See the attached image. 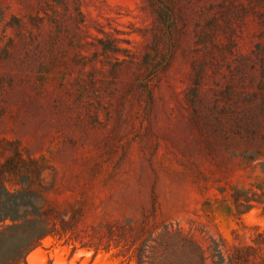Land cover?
I'll use <instances>...</instances> for the list:
<instances>
[{"label":"rangeland","instance_id":"obj_1","mask_svg":"<svg viewBox=\"0 0 264 264\" xmlns=\"http://www.w3.org/2000/svg\"><path fill=\"white\" fill-rule=\"evenodd\" d=\"M2 172L13 264H264V0H0Z\"/></svg>","mask_w":264,"mask_h":264},{"label":"trees","instance_id":"obj_2","mask_svg":"<svg viewBox=\"0 0 264 264\" xmlns=\"http://www.w3.org/2000/svg\"><path fill=\"white\" fill-rule=\"evenodd\" d=\"M4 177L5 174L2 172L0 174V187L8 198L7 200L13 203L12 207L4 208V211L0 210V221L7 219L11 221V224H6L0 229V251L5 241H10L13 238H17V241L9 250L1 254L0 261L2 260L1 264H13L25 256L37 243L47 239L50 235L59 234L61 231L50 226L49 218L41 206L35 207L33 203L22 200L24 194H37L32 184L28 183L23 190L12 193L7 188ZM32 207L35 209L31 210ZM198 249L200 250V264H203L204 250ZM230 260H233L232 257Z\"/></svg>","mask_w":264,"mask_h":264}]
</instances>
